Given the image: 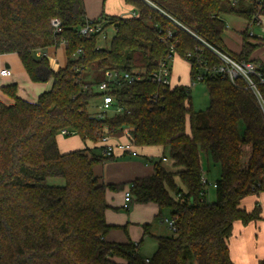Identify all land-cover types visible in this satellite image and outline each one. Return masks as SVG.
Wrapping results in <instances>:
<instances>
[{
	"label": "trees",
	"instance_id": "1",
	"mask_svg": "<svg viewBox=\"0 0 264 264\" xmlns=\"http://www.w3.org/2000/svg\"><path fill=\"white\" fill-rule=\"evenodd\" d=\"M124 1L136 16L102 14V33L112 27L116 32L101 47V32L81 34L99 20L88 19L82 0H0V56L16 54L33 82L53 83L36 102L20 97L17 84L3 87L15 101L0 99V264H190L191 258L196 264H235L229 248L235 223L263 220L259 201L252 210L243 202L264 192V66L257 64L261 78L253 76L262 105L244 79L233 82L214 72L222 61L212 48L253 61L260 45L250 42L248 31L240 53L226 47L224 16L256 23L264 17V0ZM54 17L63 22L61 34L51 27ZM63 40L67 63L55 71L39 52L59 48ZM170 55L190 64L192 81L203 75L206 110H194L190 86L150 80ZM111 71L145 78L114 83L110 93L123 111L97 118L90 101L101 96L97 87ZM125 129L137 147L169 148L180 167L167 170L164 152L149 159L153 175L132 182L135 201L170 209L177 227L173 236L157 238L148 262L135 243L106 239L114 227L106 220V192L122 185L100 182L93 167L114 158L97 154L101 147L62 152L58 145L63 130L97 143ZM244 145L250 146L246 166ZM203 151L221 168L214 202L201 195ZM49 178H64L65 185H50Z\"/></svg>",
	"mask_w": 264,
	"mask_h": 264
},
{
	"label": "crops",
	"instance_id": "2",
	"mask_svg": "<svg viewBox=\"0 0 264 264\" xmlns=\"http://www.w3.org/2000/svg\"><path fill=\"white\" fill-rule=\"evenodd\" d=\"M84 4L88 19L91 20L98 19L102 14H105L104 11H102L100 14H97L98 12L91 13L85 0H84ZM129 10H130L129 14L110 12L106 15H117V16L128 17L132 15V13L134 12V9H132L131 7ZM226 17L228 18L229 16L225 15L224 19H226ZM258 39L262 41L263 37H259ZM259 40H257V42ZM226 45L227 48L230 49L227 42ZM242 46H243V39H242ZM260 50L261 49L259 50L257 49L258 52ZM231 51L235 52L233 49H231ZM51 52L52 55L54 54L55 56L54 57L55 60L51 62V66L55 71H58L61 67L65 66L67 63L66 47L63 45H61L59 48L54 47L53 49H51ZM255 53L253 54V59L251 60H253L256 64H259V62L257 61H261L263 63L264 57L262 59H256ZM64 58H66L65 61ZM0 66L1 68L3 66L10 68L9 64L4 65V63L1 60H0ZM12 76H13V72H12ZM47 82H48V88L43 92L49 91L52 88V84H53L52 80H49ZM9 84H16V82L13 83L10 82ZM41 94L42 93H40V95ZM18 95L22 97L20 94ZM38 98L32 101L26 98L24 99L30 102H36ZM0 99L3 100L1 95H0ZM12 103H7V104H12ZM129 132L130 130L125 129L115 135H111L112 143L113 144L132 143V137L130 136ZM72 138L73 137H64V135L58 136V145L62 152H71L73 150L83 149V148H89V149H94L95 147L103 148V145L100 142L99 143H93L90 141L84 142L81 139V137L78 135L77 137L75 136V138L73 139ZM134 149L137 152L136 156L130 154L129 152L123 154L117 153V156L114 159L108 160L102 163L101 165L100 164L95 165L93 167V170L95 175L100 179V182L106 185H122V187L119 190H115V191L107 190L106 192V200L109 205V208L106 210V220L109 225L114 226L113 229H111L110 232L107 234L106 239L109 242H113V243H130V242L139 243V253L141 254L140 248L141 245L143 244L145 236H149L155 240L156 249H157V238L163 235H158L154 233L155 231L154 228L157 226L152 222L159 215L162 216L163 211L159 209V206L155 202H147V203L136 202L134 195L130 202V207L129 209H127L128 213H120L118 210L125 209V204L127 203L125 193L126 191L131 189L130 185L132 184V182L136 179L151 176L154 174L155 172L154 165L153 162L149 159L161 157V155L164 154L166 149L162 146L137 147L135 145H134ZM101 150H102L101 153H103V149ZM201 162L203 164L202 155H201ZM163 165L167 170L172 172L177 171L176 169L178 168L174 165V160L169 158H165L163 160ZM128 185L130 188H127ZM256 201L260 202L262 208L263 220L253 221L248 225H244L241 222H236L234 225L233 233L229 239L230 254L235 264H259L260 260L264 259V192H262L259 197L249 196L243 202V206H245L248 210H252L255 206ZM165 219H167V217ZM165 223H166L165 220H163L162 224L165 225ZM144 225H148V233L146 232ZM143 257L148 259L149 256H143Z\"/></svg>",
	"mask_w": 264,
	"mask_h": 264
},
{
	"label": "rangeland",
	"instance_id": "3",
	"mask_svg": "<svg viewBox=\"0 0 264 264\" xmlns=\"http://www.w3.org/2000/svg\"><path fill=\"white\" fill-rule=\"evenodd\" d=\"M82 1L84 4V0ZM85 2L88 8L90 9L91 13L98 12L97 14H100L102 11H104L105 16H107L106 14L110 12H116V13H121V14H129L130 12L129 10L130 6H128L124 0H85ZM228 16L229 17L228 18L226 17L225 19L226 24H227V30L225 31V34L223 36L225 45L227 42L230 48L229 50L231 51V49H233L235 51L234 53H236L237 51V54H238L242 49L243 32L248 31L250 35L249 37L250 42L260 45L258 50L261 49L259 52L256 49L250 56V59H253V54L256 51L257 52L255 53V58L262 59L264 57V42L263 40L261 41L258 38L259 37L264 38V18H262L261 21L259 22L251 23L246 18H243V17H239L236 15H228ZM98 19H101V16ZM115 32L116 30L113 27L108 29L107 34H106L107 39L101 38L99 42V46L101 47L109 46L113 36L115 35ZM251 33H253L254 36H251ZM225 37H226V40H225ZM257 40L259 41L257 42ZM0 60L4 63V65L9 64L10 69L13 72V76L7 79H3V86H0V95L2 96L5 102L12 103L15 101L10 96L5 94L3 91V87L9 84L10 82L12 83L16 82L18 94H20L23 98H26L30 101L36 100L38 96L40 95V93H43V91L48 88V82H38V83L32 82V80L28 76L26 70L24 69L17 55L6 54L3 56H0ZM65 60L66 58H64V61ZM257 62H259V64L264 65V60H263V63L261 61H257ZM190 69H191V66L186 60L180 57L174 58V60L172 61V66H171V76H170L171 84L188 85V87L190 86L192 104H193L194 110L195 111L206 110V108L209 106V103H210L208 88L206 86L205 81H197L194 85H191L192 80L190 76ZM91 74H92V69H87L86 71H84V79L89 80L91 77ZM101 103H102V99L100 97H96L90 101L89 111L93 116H97L98 114L103 113V111L99 107ZM115 112L116 111L113 109V110L107 111L106 115L112 116ZM240 129L241 131H243L244 129V125L242 123L240 124ZM129 134L132 137V133L129 132ZM75 136L77 137V135L73 133L64 135V137H73V138H75ZM96 152L97 154H102L101 149L96 150ZM165 155L167 156V158L172 159L170 157L169 148L166 149ZM201 155H202V161H203V173L205 177L212 183L216 182L221 177L220 165L218 163H215L210 158V156H208L206 152L204 151L201 152ZM249 155H250V146L244 145L243 152H242V161H241L243 166L247 165ZM101 164L102 163H100V165ZM179 168H177L176 170H178ZM176 181H177V184L181 188L185 189L178 175H176ZM48 184L54 185V186H64L65 179L64 178H49ZM127 188H130L129 185ZM206 190H207V195H206L207 201L214 202L216 200V189L213 188L212 186H207ZM118 211L120 213H128L127 209H119ZM166 217L168 219L171 218L170 209H164L163 215L162 216L159 215L155 220H153L152 223L157 226L154 228L155 234L170 237L174 235V232L167 226L168 223H165V225L162 224V221L165 220ZM155 249H156L155 240L149 236H145L143 244L141 245V248H140V252L142 256H149V257L152 256V254L155 252ZM190 264H196V261L193 258H191Z\"/></svg>",
	"mask_w": 264,
	"mask_h": 264
},
{
	"label": "built area",
	"instance_id": "4",
	"mask_svg": "<svg viewBox=\"0 0 264 264\" xmlns=\"http://www.w3.org/2000/svg\"><path fill=\"white\" fill-rule=\"evenodd\" d=\"M132 16H136V12L134 11L132 13ZM262 18H260L259 21H261ZM105 20L99 19L96 23L92 24L88 22L84 27L81 28V34L84 36H91L95 33H102V28ZM51 27L54 30V33L61 34L63 32V22L59 17H54L51 19ZM107 33H102L101 38L107 39ZM251 36H254L253 33H251ZM61 45L67 47L68 43L63 40ZM56 46H52L47 48L45 51H40L39 56L46 57L47 60L51 63L53 60H55L54 54L52 55L51 49H53ZM212 50L217 54V56L221 59L222 63L219 66H216L214 68V72L220 75H223L225 77H228L231 81L235 82L237 78L244 79L248 86L254 91L256 96L261 101V104L263 105L262 98L260 93L257 90L256 84L253 80V76L256 75L261 78V75L259 74L257 70V64L253 61L248 62H239L232 58L229 54L223 51H219L215 48H212ZM81 50H79L80 52ZM173 51V50H172ZM174 60V57L172 55L169 56L167 61L160 64V67L157 71H155L149 78L153 82L162 85V86H170L171 85V65L172 61ZM12 76V71L10 68H7L3 66L0 68V86H3V79H7ZM144 75L142 74H130V73H119L118 71H111L107 73V80L103 81L98 85V91L101 93L100 98L102 99V103L100 104V109L103 111V113L98 114L97 118H104L106 116L107 111L115 110L116 112H122L123 107L122 106H116L115 100L113 95L110 93L111 86L116 83L120 82L121 80H125L128 82H135L140 81L144 79ZM197 81H203V75L199 74L197 78L192 81L191 85H194ZM261 81L264 82V79L261 78ZM70 132L68 130H63L61 132L62 135H67ZM100 143L103 145V154L105 157H113L115 158L117 156V153H126L129 152L130 154L136 156L137 152L134 149V144L132 143H118L113 144L111 141V135H104L101 138ZM201 183L204 186L205 192H202L201 195L205 196L207 195V186H212L216 189L217 187V181L216 182H210L202 173L201 177ZM134 185L131 184V188ZM126 201L125 209H129L130 202L133 198V194L131 192V189L126 191L125 193ZM181 196V194H180ZM166 223H168V227L175 232L177 227L175 225V221L173 218L165 219ZM136 249L139 250V243H135ZM148 262L149 259H146Z\"/></svg>",
	"mask_w": 264,
	"mask_h": 264
}]
</instances>
